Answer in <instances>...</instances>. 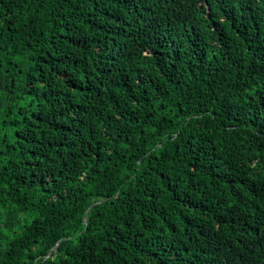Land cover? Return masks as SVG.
<instances>
[{
  "label": "trees",
  "instance_id": "1",
  "mask_svg": "<svg viewBox=\"0 0 264 264\" xmlns=\"http://www.w3.org/2000/svg\"><path fill=\"white\" fill-rule=\"evenodd\" d=\"M0 264H264V0H0Z\"/></svg>",
  "mask_w": 264,
  "mask_h": 264
},
{
  "label": "water",
  "instance_id": "2",
  "mask_svg": "<svg viewBox=\"0 0 264 264\" xmlns=\"http://www.w3.org/2000/svg\"><path fill=\"white\" fill-rule=\"evenodd\" d=\"M52 255V251L50 252V255L48 257H50Z\"/></svg>",
  "mask_w": 264,
  "mask_h": 264
}]
</instances>
